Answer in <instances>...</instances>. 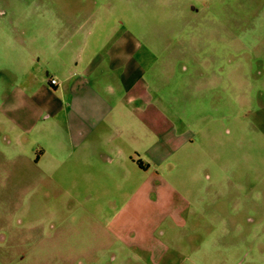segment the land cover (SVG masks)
Here are the masks:
<instances>
[{"label":"rangeland","instance_id":"obj_1","mask_svg":"<svg viewBox=\"0 0 264 264\" xmlns=\"http://www.w3.org/2000/svg\"><path fill=\"white\" fill-rule=\"evenodd\" d=\"M0 233V264H264V0H0Z\"/></svg>","mask_w":264,"mask_h":264},{"label":"crops","instance_id":"obj_2","mask_svg":"<svg viewBox=\"0 0 264 264\" xmlns=\"http://www.w3.org/2000/svg\"><path fill=\"white\" fill-rule=\"evenodd\" d=\"M123 46V45H122ZM122 56H119V54H114L113 56H111V60H110V64L112 67H119L122 63H124L123 60L125 59H121ZM130 61H132V57L128 59V61H125L127 63V66L126 67V70L122 71L121 75H120V80L122 82V84L124 85L125 88H127L128 91L130 90H133L136 86H137V83L139 82V79H140V76H138L136 70L134 69V66H128V64L130 63ZM52 78H55V77H52ZM84 78H79V81H83ZM58 81V80H57ZM80 82V83H81ZM51 84V82H50ZM53 85V84H51ZM59 85V81L57 82V84L53 85V86H58ZM80 85V84H79ZM83 85V86H81ZM80 86V89L76 91V84L73 85V92L75 93V95L77 96H82L87 94V90L89 88V80H84V82L81 84ZM111 89L113 90V92L116 93V91L114 90V87L111 86ZM115 97H117V95H114ZM81 98V97H80ZM84 98V97H83ZM124 98H121L122 102L124 101L123 100ZM82 106H84V108H82L83 112L82 114H77V119H75L74 121H71L69 122V128H70V131L73 133L74 129H80V128H83L80 129L82 130V133H86L87 131H91V129H93V124L95 122H99L103 119V117H98L96 120L98 121H95L93 122L92 120V116L87 114V110L89 108H86L87 106H89L90 104L87 102L85 103V101L83 103H81ZM77 104H73V108L76 109L77 107ZM16 124H22L20 123L18 120L15 121ZM24 128L25 130L28 128V125L25 126V123H24ZM6 140V142L10 143L12 140H9L8 137L5 136L4 138ZM43 153L41 152L40 150H37L36 153ZM39 160V156H37L36 158V162ZM7 239H8V236L5 234V233H0V247H2L3 245L5 246L6 244H8L9 242H7Z\"/></svg>","mask_w":264,"mask_h":264},{"label":"built area","instance_id":"obj_3","mask_svg":"<svg viewBox=\"0 0 264 264\" xmlns=\"http://www.w3.org/2000/svg\"><path fill=\"white\" fill-rule=\"evenodd\" d=\"M50 82H51V84L55 85V84H57L58 81L56 78H51Z\"/></svg>","mask_w":264,"mask_h":264}]
</instances>
